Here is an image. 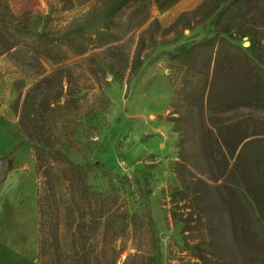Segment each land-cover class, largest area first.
<instances>
[{"label": "rangeland", "instance_id": "1", "mask_svg": "<svg viewBox=\"0 0 264 264\" xmlns=\"http://www.w3.org/2000/svg\"><path fill=\"white\" fill-rule=\"evenodd\" d=\"M6 1L18 17L26 19L30 33L41 34L45 45L39 49L16 45L0 53V158L7 159L0 183V224L14 232L16 220L22 217L38 229L37 177L28 134L35 129L32 117L42 115L44 125L36 130H44L71 159L88 165L96 215L86 245L94 246L101 264L113 260L124 264L128 253L135 252L138 239L132 235L142 205L139 189L154 240L148 246L142 241V247H152V252L144 259L131 257L128 264H183L189 258L185 237L181 223L170 217L169 201L171 189L179 183L174 162L179 159L181 134L170 117L182 113L189 163L204 177L217 175V164L206 158L200 146V116L189 106L187 92L203 81L206 72L243 75L250 67L245 55L264 67V0L243 1L217 25L205 7L188 27L152 39L145 34L138 56L139 37L153 17L166 26L201 0L131 1L113 14L108 10L116 0ZM241 19L245 26H231ZM221 26L231 29L218 30ZM249 27L261 30L255 50L248 48L250 35H241ZM215 33L242 50L216 57L213 51L200 49L186 65L179 62L176 53ZM44 76L54 88L49 94L60 91V97L49 106H38L40 115H36L33 106L23 103L26 95H42L43 83L33 85ZM218 116L217 120L237 117L242 130L250 134L239 162L248 185L262 199L264 212V108L240 105ZM218 183L219 179L210 188V197L217 200ZM108 193L113 200L105 199ZM107 215L119 226L105 230ZM230 229L228 225L227 236L238 260L264 264V242L248 244L239 230Z\"/></svg>", "mask_w": 264, "mask_h": 264}, {"label": "trees", "instance_id": "2", "mask_svg": "<svg viewBox=\"0 0 264 264\" xmlns=\"http://www.w3.org/2000/svg\"><path fill=\"white\" fill-rule=\"evenodd\" d=\"M131 1L145 3L146 0H116L108 12L116 13ZM221 1L223 4L220 6V12L216 13ZM243 1L245 0H201L191 9L179 12L166 26H161L158 19L153 17L142 30L136 56L140 53L145 34L152 39L156 34L188 27L205 7L207 15H211L217 25ZM245 24L241 19L231 26L243 27ZM230 29V26H221L218 30ZM248 34V48L257 49L261 30L249 27L241 33ZM41 38V34L28 31L26 19L18 17L6 0H0V53L16 45L39 49L45 45ZM200 49H209L216 57H220L223 53L242 50V47L228 40L226 36L215 33L193 42L176 53V56L181 64L186 65L189 56ZM245 57L250 67L243 75L237 77L227 71L217 74L214 70L209 76L206 72L203 81L192 85L187 92L189 106L195 107L200 116V146L206 153V158L217 164V175L204 177L189 163V153L185 145L187 129L181 125L182 113L170 117L174 122V129L181 134L179 159L174 162V172L179 183L171 189L169 201L170 217L174 222L181 223L185 237L184 245L189 258L183 264H242L227 236L228 225L231 232L239 230L248 244L264 242L262 199L248 185L250 182L246 181L245 168L239 162L241 152L249 144L246 138L250 134L242 130L237 117L217 120L219 114L231 107L250 105L264 108V67L259 66L251 55ZM46 80L47 77L44 76L33 85L37 87L39 83H43L42 95H26L24 99V107L33 106L36 115L39 114L36 109L38 106H49L60 97V91L54 95L49 94L54 88L50 83H45ZM181 93L182 91L177 89V95ZM32 120L35 129L28 134V138L33 146L34 171L37 177V264H101L94 246L90 243L86 245L94 232L92 223L96 215V195L88 183V165L71 159L56 146L55 141L51 140L44 130H36L38 126L41 128L44 125L42 115L39 118L32 117ZM231 158L234 160L230 164ZM217 179L220 180L217 186L221 190L218 200L210 197L211 185L215 184ZM138 194L142 205L138 219L133 220L137 229L132 235L133 240L138 239V245L135 252H129L125 257L124 264H128L131 257L144 259L146 253L152 252V247H142V241L147 246L153 242L154 234L141 189ZM105 199L113 200L111 193L106 194ZM226 216L229 217L228 225ZM109 218L107 215L104 221L105 230L119 226L115 220L109 221ZM67 238L70 239L69 247ZM104 264H115V261Z\"/></svg>", "mask_w": 264, "mask_h": 264}, {"label": "crops", "instance_id": "3", "mask_svg": "<svg viewBox=\"0 0 264 264\" xmlns=\"http://www.w3.org/2000/svg\"><path fill=\"white\" fill-rule=\"evenodd\" d=\"M16 220L14 232L0 224V264H37V230L31 221Z\"/></svg>", "mask_w": 264, "mask_h": 264}, {"label": "water", "instance_id": "4", "mask_svg": "<svg viewBox=\"0 0 264 264\" xmlns=\"http://www.w3.org/2000/svg\"><path fill=\"white\" fill-rule=\"evenodd\" d=\"M6 170H7V159L6 157H2L0 158V183L4 178Z\"/></svg>", "mask_w": 264, "mask_h": 264}]
</instances>
